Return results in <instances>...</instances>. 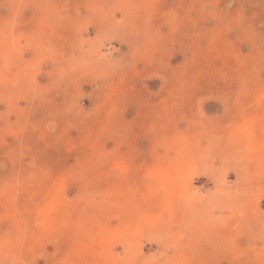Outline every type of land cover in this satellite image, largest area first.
<instances>
[{
	"label": "rangeland",
	"instance_id": "rangeland-1",
	"mask_svg": "<svg viewBox=\"0 0 264 264\" xmlns=\"http://www.w3.org/2000/svg\"><path fill=\"white\" fill-rule=\"evenodd\" d=\"M0 264H264V0H0Z\"/></svg>",
	"mask_w": 264,
	"mask_h": 264
}]
</instances>
